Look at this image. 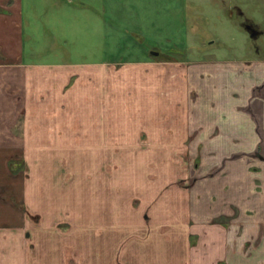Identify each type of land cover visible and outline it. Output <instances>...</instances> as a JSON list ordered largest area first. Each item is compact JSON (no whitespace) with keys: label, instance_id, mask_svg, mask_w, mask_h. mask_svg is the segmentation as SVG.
Segmentation results:
<instances>
[{"label":"rangeland","instance_id":"obj_1","mask_svg":"<svg viewBox=\"0 0 264 264\" xmlns=\"http://www.w3.org/2000/svg\"><path fill=\"white\" fill-rule=\"evenodd\" d=\"M17 1L20 16L9 22L11 27L16 23L18 35L13 38L18 36L19 41L14 43L11 36L0 35V59L23 65H76L58 74L69 76V86L75 87V94L65 98V113L57 121L47 120L50 126L57 123L65 127L78 118L85 129L93 127V123L112 127L109 146H92L83 140L81 144L74 140L77 145L64 141L63 145L46 146L40 144L43 140L29 139L25 146L16 147L25 160V166L17 173L21 174L22 170L26 173V186L33 188L36 197L34 204L43 206L42 209L51 204V210L32 211L30 199L27 201L33 224L28 227L20 223L21 229L15 233L26 244V261L28 264H143L141 254L145 251L149 254L145 253L144 264H153V248L158 241L164 243L170 237L164 236L169 227H157L163 218L156 219L159 224L152 222V202L160 198L165 209L174 204L167 200V190L160 191L157 186L160 184L168 190L191 186L190 171L198 174L201 163L200 155L195 158L198 161H191L189 148L174 146L172 155L176 159H172L175 161L171 166L176 165V173L174 177L165 174L170 168L166 160L172 151L165 144L168 138L159 140L146 127L145 121L152 118L149 114L152 98L137 108L139 99L134 95L142 90L143 80L149 87L145 96H152L157 84L152 81L165 75L179 80L182 68L190 69L191 64L195 66L198 62L206 63L199 67L203 73L208 66L211 69L210 64L220 62H264V0ZM14 3L11 0L8 5ZM152 51L159 54L154 56ZM111 75L116 79L112 82L113 96L121 95L120 89L127 88L123 110L128 113L101 116L100 112L105 111V96H97L105 94L104 82ZM34 80L33 90L45 84L41 76ZM118 80L123 84L116 90ZM182 81L175 84L176 88L162 86L158 90L159 93L172 90L174 100L170 106H176L175 109L182 105L180 97L186 104ZM49 85L59 84L55 81ZM197 92L190 89L188 93L194 97ZM89 93L95 97H89ZM95 98L103 102L94 103ZM72 101L76 109L66 107ZM120 102L113 99L114 112L120 109ZM34 117L26 115V121ZM23 121V116H19L17 131L22 132ZM131 124L141 128L132 129ZM161 136L170 137L166 131ZM11 165L16 170L19 163ZM154 188L159 190L155 195ZM53 205L58 207L57 211ZM180 214L173 210L171 218L176 219ZM184 222L180 228L176 227L174 235L180 250L176 259L169 258L172 264L191 263L187 252L195 240ZM104 228L108 233L105 234ZM96 252L101 255L94 257ZM166 260L157 258V264Z\"/></svg>","mask_w":264,"mask_h":264},{"label":"crops","instance_id":"obj_2","mask_svg":"<svg viewBox=\"0 0 264 264\" xmlns=\"http://www.w3.org/2000/svg\"><path fill=\"white\" fill-rule=\"evenodd\" d=\"M10 1L0 0V35H9L16 43L18 36L13 37L18 35V28H15V22L11 27L9 21L19 18V3L15 0L16 3L10 6ZM4 60L0 59V264H28L26 244L15 234L16 230L21 229L20 223L32 226L31 210H51V204L44 209L34 204L36 197L33 188L26 186V173L23 170L21 174L17 173L19 168L25 166V160L16 147L25 146L29 139L43 140L40 144L46 146L63 145L64 141L77 145L82 140L92 146H109L112 144V127L93 123V127L90 125L85 129L78 123V118L65 127L57 123L53 127L48 123V119L57 121L65 113V98L75 94V87L69 86V76L58 74L76 65H23ZM202 64L206 63L198 62L195 66L191 64L190 69L182 68L179 80H183L186 89V104L182 103L180 97L182 105L177 109L170 106L174 100L172 90L158 91L162 86L176 88L179 80L174 79L173 75L152 81L157 83L153 97L145 96V92L149 91L145 80L141 82L142 90L134 95L139 99L135 105L137 108L152 98L153 106L149 108L152 118L145 122L147 129L154 131L155 138L164 141L168 138L165 144L171 150L174 146L189 148L191 161L200 155L201 163L198 174L190 171L191 177L188 175L191 186L171 187L173 189L169 190L160 187V184L157 186L160 191L167 190V200L174 204L165 209V206L161 207L160 198L158 202H152V222L156 221L154 225L160 223L157 226L160 228L169 227L168 234L164 236L170 237L167 242L158 241L153 248V264H157V258L167 259L164 264H172L171 257L177 258L180 248L177 249L174 234L177 226L185 224L184 220L195 240L192 249L187 252L191 258L189 264H264V62H220L210 64L211 69L208 66L204 73L199 70ZM213 66L216 67L213 69ZM36 76H41L45 84L33 90L32 83ZM113 80L116 81L112 75L107 78L104 82L105 94L97 96H105V111L100 112L101 116L128 113L123 110L127 88L120 89L123 82L118 80L120 84H115V88L120 89L122 94L113 96ZM55 81L59 85L51 87L50 82ZM190 89H197L194 97L189 96ZM90 96L95 97L89 93ZM97 98L94 103L97 100L103 102ZM113 99L121 101L118 105L120 109L115 112L111 107ZM52 101L55 104L50 106ZM38 104L40 106H36ZM66 107L75 108V101ZM26 115L40 116V119L34 117L26 121ZM19 116L24 119L22 132L15 129ZM35 122L37 124H32ZM130 127L135 130L141 128L133 124ZM157 130L160 131L158 135ZM162 131L169 132L170 137H162ZM74 140L80 142L75 143ZM172 154L173 150L166 160L170 168L164 173L168 177H174L176 173V165L171 166L175 161L172 159H176ZM14 162L19 163L16 170L11 169ZM161 184L165 185L164 182ZM158 189L154 188V195L159 192ZM28 199L32 203L31 210L27 206ZM53 206L57 211L58 207ZM173 210L179 211L181 218L177 216L172 219ZM157 218L163 220L158 223ZM104 230L105 234L108 233V229ZM179 232L182 231L179 229ZM102 233H99V237H102ZM145 253L149 254L145 251L141 254L143 264ZM98 255L101 252H96L94 257Z\"/></svg>","mask_w":264,"mask_h":264},{"label":"water","instance_id":"obj_3","mask_svg":"<svg viewBox=\"0 0 264 264\" xmlns=\"http://www.w3.org/2000/svg\"><path fill=\"white\" fill-rule=\"evenodd\" d=\"M151 54L154 55V56H157L159 53L155 52V51H152Z\"/></svg>","mask_w":264,"mask_h":264}]
</instances>
